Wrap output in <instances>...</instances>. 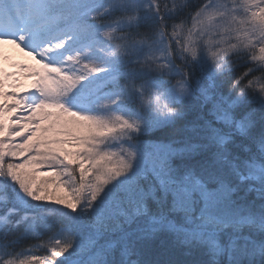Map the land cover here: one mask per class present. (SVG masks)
<instances>
[{"label":"snow or ice","instance_id":"6c2138e0","mask_svg":"<svg viewBox=\"0 0 264 264\" xmlns=\"http://www.w3.org/2000/svg\"><path fill=\"white\" fill-rule=\"evenodd\" d=\"M5 45L0 264H264V0H0Z\"/></svg>","mask_w":264,"mask_h":264},{"label":"rangeland","instance_id":"374dc122","mask_svg":"<svg viewBox=\"0 0 264 264\" xmlns=\"http://www.w3.org/2000/svg\"><path fill=\"white\" fill-rule=\"evenodd\" d=\"M20 63H27L29 65H35V61L30 57H27L24 53L20 52L19 49L15 48L12 45H5L3 48V57L0 58V68H3L6 72L19 73L17 67ZM11 79V78H10ZM20 82L22 83L23 88H31L33 80L25 76H19ZM6 90H11L8 88L6 83ZM20 91L21 89H16ZM49 173L46 169H40V174ZM50 176V175H49ZM62 194V193H61Z\"/></svg>","mask_w":264,"mask_h":264},{"label":"trees","instance_id":"16d2710c","mask_svg":"<svg viewBox=\"0 0 264 264\" xmlns=\"http://www.w3.org/2000/svg\"><path fill=\"white\" fill-rule=\"evenodd\" d=\"M38 173H39L38 170L33 172V179H35L39 183H47V185L51 186L52 184L51 177L49 175L41 176ZM61 193H62V190L57 189L54 194H61Z\"/></svg>","mask_w":264,"mask_h":264}]
</instances>
